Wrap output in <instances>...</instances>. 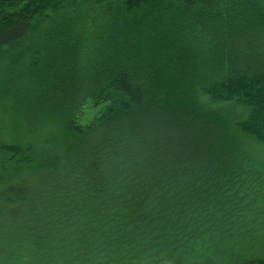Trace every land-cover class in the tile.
<instances>
[{"label": "trees", "instance_id": "trees-1", "mask_svg": "<svg viewBox=\"0 0 264 264\" xmlns=\"http://www.w3.org/2000/svg\"><path fill=\"white\" fill-rule=\"evenodd\" d=\"M254 145L264 0H0V264H264Z\"/></svg>", "mask_w": 264, "mask_h": 264}, {"label": "rangeland", "instance_id": "rangeland-1", "mask_svg": "<svg viewBox=\"0 0 264 264\" xmlns=\"http://www.w3.org/2000/svg\"><path fill=\"white\" fill-rule=\"evenodd\" d=\"M237 113H239L240 111L237 109L236 110ZM255 148V152L258 154L259 158H261L262 161H264V148L254 145Z\"/></svg>", "mask_w": 264, "mask_h": 264}]
</instances>
